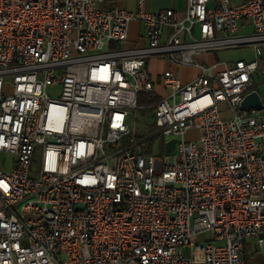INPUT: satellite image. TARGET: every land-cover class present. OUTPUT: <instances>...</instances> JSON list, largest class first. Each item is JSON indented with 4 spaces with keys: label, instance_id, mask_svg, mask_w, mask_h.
Segmentation results:
<instances>
[{
    "label": "built area",
    "instance_id": "2783aa9c",
    "mask_svg": "<svg viewBox=\"0 0 264 264\" xmlns=\"http://www.w3.org/2000/svg\"><path fill=\"white\" fill-rule=\"evenodd\" d=\"M208 1L187 0L179 18L144 0H0V157L12 155L0 264H244L246 238L264 260V100L240 108L263 53L264 0ZM243 19L251 34H238ZM133 20L145 46L122 45ZM247 45L251 60L194 58ZM153 56L197 74L153 76ZM140 92L158 99L138 104ZM148 107L155 135L174 139L163 156L130 136V111Z\"/></svg>",
    "mask_w": 264,
    "mask_h": 264
},
{
    "label": "crops",
    "instance_id": "0c3cea01",
    "mask_svg": "<svg viewBox=\"0 0 264 264\" xmlns=\"http://www.w3.org/2000/svg\"><path fill=\"white\" fill-rule=\"evenodd\" d=\"M246 0H230L232 4L244 2ZM117 6L127 9V10H135L138 7V0H112ZM219 0H209L207 5L209 7H215L218 4ZM187 6V0H144V8L147 11H157L159 9L171 8L175 11L176 15L181 18L184 15V10ZM253 32V28L248 20L243 19L239 23L238 27V34L246 35L251 34ZM125 47H139L146 45V39L143 34V27L139 21L133 20L130 23L128 37L125 41ZM251 46V45H249ZM236 47V48H242ZM232 49V48H230ZM229 49L219 50L216 52L211 53H202L198 54L201 56V61L205 63H211L214 61H226V62H233L237 59H244V60H251L254 57L253 47L251 46V50H241L238 55L227 53L226 51ZM263 53L261 56L260 64L258 70L252 75V85L253 89L257 90L264 100V46L262 48ZM246 51V52H245ZM148 60V70L150 66V62L158 61L162 64L163 69L172 67L176 72L179 67H188L193 69L192 74H186L184 77H181L183 80H189L194 77L197 72L195 73V68L189 66H177L171 64L165 57H157L153 56ZM151 68V67H150ZM162 69V70H163ZM152 71V72H151ZM152 68L149 70L151 75H157L160 72H154ZM197 71V70H196ZM178 73V72H177ZM195 73V74H194ZM221 108L224 109L225 106L221 105ZM1 205V201H0ZM243 249L245 252L243 253V262L244 264H264V260L257 249L254 240L252 238H246L243 244Z\"/></svg>",
    "mask_w": 264,
    "mask_h": 264
},
{
    "label": "rangeland",
    "instance_id": "374dc122",
    "mask_svg": "<svg viewBox=\"0 0 264 264\" xmlns=\"http://www.w3.org/2000/svg\"><path fill=\"white\" fill-rule=\"evenodd\" d=\"M125 44L126 42H124L122 45L125 47ZM248 49L251 50V46L247 45L242 48H232V49L227 50L226 52L230 54L238 55L241 50L247 51ZM194 58L198 61H201L200 55H196ZM150 67L153 70H156L154 72H161L163 69L162 64L159 63L158 61L150 62L149 70L151 69ZM192 70L193 69L188 68V67H179L177 72L180 77H184L186 74H192ZM196 72L197 71L195 70V73ZM155 74H153V76ZM48 93L50 96L54 97L58 94V90L49 89ZM130 112L132 116L131 118L128 117L129 120L127 119V123L130 129V136H133V137L137 136L142 139H145L150 136L152 140L150 142H145L143 145L145 152L157 154L159 156L165 155L166 150L164 148L163 139L155 135L157 128H155V125L153 124L152 116L148 113V111L131 110ZM131 121H133L132 125H130ZM196 136H197V132L194 129L188 130V132H186V137L195 138ZM40 151H41L40 145H36L35 146V158H34V163L32 166V172L30 173V176H35L37 174V168L39 167V160H40ZM11 158H12L11 154L2 153L0 157V169H9ZM206 236H209V233L197 234L194 237V241H201ZM184 248L185 250H187V246H185Z\"/></svg>",
    "mask_w": 264,
    "mask_h": 264
},
{
    "label": "water",
    "instance_id": "95a60500",
    "mask_svg": "<svg viewBox=\"0 0 264 264\" xmlns=\"http://www.w3.org/2000/svg\"><path fill=\"white\" fill-rule=\"evenodd\" d=\"M262 97L260 96L257 90H251L250 92L246 93L243 99L240 102V108L243 110L248 109H256L260 110L263 108ZM164 148L167 151H170L174 148V139H170L166 141L164 144Z\"/></svg>",
    "mask_w": 264,
    "mask_h": 264
},
{
    "label": "trees",
    "instance_id": "16d2710c",
    "mask_svg": "<svg viewBox=\"0 0 264 264\" xmlns=\"http://www.w3.org/2000/svg\"><path fill=\"white\" fill-rule=\"evenodd\" d=\"M157 99H158V97L156 95L150 94V93L140 92L137 95L138 104H147L149 102L152 103V102H155ZM150 110H151V108L148 107L144 111H150ZM244 252H245V250L243 249L242 256H243Z\"/></svg>",
    "mask_w": 264,
    "mask_h": 264
}]
</instances>
